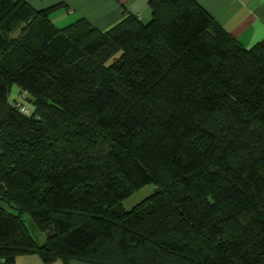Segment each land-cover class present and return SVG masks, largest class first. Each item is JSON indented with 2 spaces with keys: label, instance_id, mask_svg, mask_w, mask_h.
Instances as JSON below:
<instances>
[{
  "label": "trees",
  "instance_id": "1",
  "mask_svg": "<svg viewBox=\"0 0 264 264\" xmlns=\"http://www.w3.org/2000/svg\"><path fill=\"white\" fill-rule=\"evenodd\" d=\"M61 6L0 0V261L264 264V41L197 0L107 30Z\"/></svg>",
  "mask_w": 264,
  "mask_h": 264
},
{
  "label": "crops",
  "instance_id": "2",
  "mask_svg": "<svg viewBox=\"0 0 264 264\" xmlns=\"http://www.w3.org/2000/svg\"><path fill=\"white\" fill-rule=\"evenodd\" d=\"M35 9L41 10L61 4L51 15L53 23L63 28L80 17L90 20L101 30L118 23L126 11L147 23L152 18L149 0H27ZM227 30L251 47L264 41V0H197ZM0 264H46L34 253L18 256L13 263ZM59 264V263H56ZM69 264H87L74 260Z\"/></svg>",
  "mask_w": 264,
  "mask_h": 264
},
{
  "label": "rangeland",
  "instance_id": "3",
  "mask_svg": "<svg viewBox=\"0 0 264 264\" xmlns=\"http://www.w3.org/2000/svg\"><path fill=\"white\" fill-rule=\"evenodd\" d=\"M9 100L11 102L18 100V101H24L22 94H21V89L19 88V86L15 83L12 85L11 87V91H10V95H9ZM27 107L29 109H33V104L28 102L26 103ZM157 184H155L154 182L151 184H148L136 191H134L132 194H130L129 196L125 197L122 201V205L126 210H131L132 208H134L135 206H137L138 204H140L141 202H143L146 198H148L149 196H151L152 194L155 193L156 191V186ZM12 212H16L14 209H11ZM24 219L26 224L28 225L31 233L38 239V241L40 243H44L46 240L45 234L44 232H42V230L36 225V223L34 222V220L31 218V216L29 214H25L24 215ZM61 264V263H59Z\"/></svg>",
  "mask_w": 264,
  "mask_h": 264
}]
</instances>
